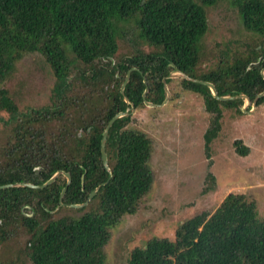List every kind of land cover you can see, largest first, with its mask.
<instances>
[{
  "label": "trees",
  "instance_id": "obj_1",
  "mask_svg": "<svg viewBox=\"0 0 264 264\" xmlns=\"http://www.w3.org/2000/svg\"><path fill=\"white\" fill-rule=\"evenodd\" d=\"M219 1L0 0V87L18 61L33 53L40 54L56 76L52 103L40 107L22 110L6 88V108L11 113L0 120L5 126L0 137V185H40L62 169L72 176L62 200L66 204L85 202L100 186L90 203L76 210L81 212L78 215L42 225L38 217L22 218L33 233V264H106L110 229L124 215L137 211L140 198L152 188L154 172L152 140L127 127L131 115L118 118L110 128L106 146L110 172L102 160L103 132L112 117L129 106L125 96L136 108L142 107L148 86L147 100L164 101V79L171 81L169 63L214 83L219 95L244 93L254 100L264 91V0H224L236 8L245 29L261 38V48L253 47L256 50L248 55L228 54L209 72L196 74L202 39L209 29L208 13ZM118 21L136 23L149 50L114 63ZM69 55L82 65L74 75ZM132 68L136 69L122 93L121 85ZM74 80L80 92L73 89ZM105 85H110L108 92ZM182 85L203 96L211 115L205 135L208 144L221 128L224 108L242 111V98L222 101L205 84L182 79ZM261 104L264 95L257 100ZM234 145L239 155H248L241 140ZM66 183L61 175L46 188L0 189V208L14 214L36 196L58 206ZM127 264H264V216L244 192L231 191L218 210L201 211L181 222L174 239L153 237L132 249Z\"/></svg>",
  "mask_w": 264,
  "mask_h": 264
},
{
  "label": "rangeland",
  "instance_id": "obj_2",
  "mask_svg": "<svg viewBox=\"0 0 264 264\" xmlns=\"http://www.w3.org/2000/svg\"><path fill=\"white\" fill-rule=\"evenodd\" d=\"M237 12L224 0L209 10V29L202 39L203 53L195 67L198 76L217 67L228 54L232 57L237 52L248 55L249 51L256 50L253 47L261 48V38L245 29ZM117 31L114 63L143 49L149 50L139 36L136 23L118 21ZM69 57L74 75L76 68L82 65L75 56ZM170 79L167 102L155 106L144 104L129 114L131 121L127 127L143 131L152 140L150 165L154 183L140 198L137 211L124 215L110 229L111 238L105 248L106 264H127L131 250L145 245L153 237L174 239L181 222L201 211L218 210L234 190L254 200L260 215L264 216V104L253 106L243 101L241 109H245L241 112L224 108L221 128L208 144L205 135L211 115L206 111L203 96L185 89L182 85L185 78L171 76ZM55 84L54 71L40 54L24 56L3 88L0 87V120L11 113L6 108L5 99H9L6 88L25 110L51 104ZM77 84L78 80H74L73 89L80 92ZM109 88L110 85L104 87L106 92ZM4 132V122L0 121V137ZM236 140L249 148L248 155L238 154ZM29 205L23 206L24 214L38 217L41 225L62 216L78 215L81 212L76 210L87 206H54L41 196H36ZM20 210L8 215L0 208V241L6 238L0 242V264H33L30 258L33 233L21 223Z\"/></svg>",
  "mask_w": 264,
  "mask_h": 264
},
{
  "label": "water",
  "instance_id": "obj_3",
  "mask_svg": "<svg viewBox=\"0 0 264 264\" xmlns=\"http://www.w3.org/2000/svg\"><path fill=\"white\" fill-rule=\"evenodd\" d=\"M170 65L174 67V70L171 71V73L169 75V78L171 76H180V77H183V78H185L187 80H191V81H195V82H199V83L205 84V85H207L209 87L211 94L215 98H217L219 100H222V101L230 100V99L242 98L244 100V102L247 101V103L252 104L253 106H256L258 98H260V97H262L264 95V91H263V92L259 93L254 100H251L250 97L248 95L244 94V93H240V94H238L236 96L219 95L214 83H212L210 81H207V80L191 77L187 73H185L182 70H180L175 64L171 63ZM134 69H136V68H132L128 72L124 82L122 83V86H121V92L122 93H124L125 87H126V85L128 84V82H129V80L131 78V72ZM262 74H264V69L262 70ZM144 82L147 84V79L146 78H144ZM164 88H165L166 96H165V99H164V101L162 103L167 102V100L170 97V92H169V88H168L166 79H164ZM147 93H148V86L145 88V90L143 92V98H144L145 104H148V105H151V106H155L157 103H153V102L147 100V98H146L147 97ZM125 101L127 102V104L129 106L127 107V109L125 111H121V112L117 113L115 116L112 117V119L109 121L108 125L106 126V128H105V130L103 132V137H102V140H101L102 160H103V164H104L105 168L109 172L111 171V168L109 166V158H108V153H107L106 146H107V138H108V135H109V132H110V128L113 126L114 122L118 118H121L123 116L129 115L135 109L134 103L127 96H125ZM243 109H245V108H242V110ZM61 175H64L67 178V183L63 187V189L61 191V194H60V204L61 205H69V206L77 207V208L86 206L91 201V199L96 195V193L99 190L100 186L95 188L89 194L87 200L85 202H83V203H73V204L64 203L62 200H63V198H64V196H65V194H66V192L68 190V187H69V185L71 183L72 176H71V174L69 172H67L65 170H62V169L57 170L55 173H53V175L48 180H46L43 184H40V185L39 184L30 183V182H17V183H8V184L0 185V189L12 188V187H31L33 189L46 188V187L50 186L51 184H53L59 178V176H61Z\"/></svg>",
  "mask_w": 264,
  "mask_h": 264
},
{
  "label": "flooded vegetation",
  "instance_id": "obj_4",
  "mask_svg": "<svg viewBox=\"0 0 264 264\" xmlns=\"http://www.w3.org/2000/svg\"><path fill=\"white\" fill-rule=\"evenodd\" d=\"M170 64H171V63H169V66H170L171 70H174V67H173V66H171ZM171 70H170V72H171ZM169 74H170V73H169ZM167 77L169 78V75H168ZM135 108H136V107H135ZM23 206H28V207H30V205H29V204H26V205L24 204ZM22 208H23V207H22ZM22 208H21V210H20V213H21L22 217L29 216L28 214H27V215H26V214H24V212H23V211H24V209H22Z\"/></svg>",
  "mask_w": 264,
  "mask_h": 264
}]
</instances>
